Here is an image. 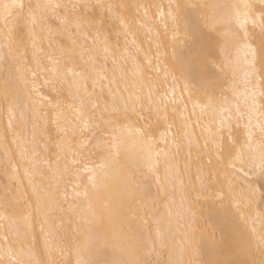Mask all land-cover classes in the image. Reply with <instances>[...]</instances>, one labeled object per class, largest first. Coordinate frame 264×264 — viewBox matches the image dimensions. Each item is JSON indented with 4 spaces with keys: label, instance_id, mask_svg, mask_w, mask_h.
<instances>
[{
    "label": "snow or ice",
    "instance_id": "1",
    "mask_svg": "<svg viewBox=\"0 0 264 264\" xmlns=\"http://www.w3.org/2000/svg\"><path fill=\"white\" fill-rule=\"evenodd\" d=\"M129 7L143 10L144 21L137 23L155 48L149 47L144 64L134 62L135 79L129 83L123 71L116 76V59L111 79L96 71L91 56V69L77 70V42L86 44L95 31V44L108 20H119L127 43L131 26L121 13ZM53 35H67L72 46L53 47ZM0 38V118L7 117L0 148L9 181L0 197V221L6 222L0 223V264H264V103H257V96L264 99V0L131 6L0 0ZM43 39H49L48 51ZM125 55L133 54L126 49ZM41 78L66 85L72 102L52 104L38 86ZM104 80L110 100L103 97ZM200 92L205 102L193 104V115L199 107L201 117L212 116L203 126V145L187 116L178 132L168 123L157 140L153 116L167 122L168 103L186 111L185 96L199 100ZM47 108L55 110L58 127L65 120L80 139L76 148L70 141L57 145V165H49L54 183L44 186L33 177L37 130L47 123ZM17 123L24 128L18 131ZM28 124L31 141L22 135ZM60 130L67 135V128ZM9 134L20 165L11 156ZM25 162L31 165L23 168L30 193L19 176Z\"/></svg>",
    "mask_w": 264,
    "mask_h": 264
},
{
    "label": "bare ground",
    "instance_id": "2",
    "mask_svg": "<svg viewBox=\"0 0 264 264\" xmlns=\"http://www.w3.org/2000/svg\"><path fill=\"white\" fill-rule=\"evenodd\" d=\"M25 3L31 2L33 4L40 2V3H46L49 2V0H24ZM52 3H68L69 0H50ZM73 2H76V0H73ZM94 2V0H92ZM105 3H113V4H125V5H136V4H152V3H167V0H103ZM208 2H216V0H208ZM152 12H155V9L151 10ZM124 18L125 22L128 23L131 27V35L127 36V43L126 38L124 34V29L121 26L119 20H108L106 23L103 24V26L99 30V37L96 40L95 44L93 43V37L96 36V32L93 31L92 34L88 37L87 43L85 44L83 40H79L75 46L74 50V57L76 61V67L77 70H80L81 68H89L91 69L92 64L89 61V56L92 57V59L95 61L96 65V71L100 72L104 75H106L109 79H111L113 75V69L114 65L112 63L113 59L117 60V65L115 66L116 76L119 77L121 74V71H123L127 77L128 82L131 83L132 80L135 79L133 73L135 71L134 62L139 64H144V55L147 53L149 47H152L153 53L155 51L154 44L151 43L150 35L146 28H142L137 21L139 20L141 23H143V10L141 9L139 13H137L135 8L129 7L122 11L121 13ZM56 22H54L55 24ZM120 33L118 36L117 34ZM25 43L28 45V57L29 60L31 59V41L28 38L27 30L25 29L21 33ZM37 36H44L47 37V33H40L37 32ZM135 39V44L143 51L137 53L136 46L132 44V40ZM53 47L57 46H63L65 48L71 47V40L68 38L67 35L64 36H56L53 35L51 37ZM0 43H3L2 38H0ZM48 44L49 39H43L42 41V47L45 51H48ZM81 45H83V48H81ZM107 47L108 51L105 52V48ZM129 53H132L133 55H125V50ZM91 50V51H88ZM83 52L84 58L81 59V53ZM115 53V56L112 54ZM44 63L47 64V60H44ZM104 92L103 97L110 100V97L108 95V81L104 80ZM121 87H123L124 82H120ZM38 86L41 89V92L44 96L48 97L49 100H51L52 104H56L57 100L63 101L64 105L71 103V98L68 95L67 86L62 85L61 83H57L56 81H52V83L45 84L43 78H41L38 82ZM113 88L116 87L115 84L112 85ZM54 88L56 90H54ZM89 90H91V81H89ZM58 91H60L62 94L58 96ZM241 91L243 89L241 88ZM100 88L97 87V93L99 94ZM164 92V87L161 86L158 90H155V95L159 96L161 93ZM127 93H125V96ZM199 96V100L196 99V97L193 98V101L189 102L187 100V96H185V103L187 104V110L185 111L184 106L182 104H171L168 103L167 105V111L169 119L167 122L160 120L157 122L155 120V117L153 116V127L156 129L154 135L157 140L160 138V133L166 131L167 124L171 123L173 125L171 132L176 133L178 132L183 123H184V116H187L191 123V131L194 133L195 137L200 140L201 145H203V137L201 135L203 131V126L206 122H210L212 119L211 113H207L201 117L200 108L197 107L195 109V114L193 115V104L199 103L202 104L205 102L204 100V93L200 92L197 94ZM209 95H211V91H209ZM143 96L145 97L144 103L147 107V89H144ZM229 98L231 99V93H228ZM257 103H264V99L257 96ZM241 107H243V97L240 99ZM173 108L176 109V112L173 113ZM49 113L47 118V123L44 121L40 122V128L37 130V144L35 145V155L36 159L34 161L35 163V169H34V182L38 185H44L47 186L50 183H54L52 179V171L49 169V165L52 166L53 169H55L57 165V154L60 153V149L57 147L58 144L64 143L65 146H68V142H71V147L76 148L77 141L80 139L79 135L73 136L71 133V126L66 124L65 120L59 121V127L57 123H54V117H55V110L51 108L45 109ZM69 119H74L71 115V111L69 110L67 112ZM145 116H147V113H144ZM200 118V119H198ZM247 122V118H245L244 123ZM255 122V121H254ZM143 123V121H141ZM199 123V127L196 125ZM7 125V117L4 115L2 118H0V130L3 129ZM233 127H235V122H233ZM16 128L18 131L22 130L24 128L23 124L17 123ZM61 128H67V135L65 134V131H61ZM239 131L242 133L243 128L241 127ZM32 125L28 124L27 126V132H22V135L28 140L31 141L32 136ZM225 136H227V130H225ZM171 140V136L169 137V141ZM8 146L11 151V156L13 160L20 165V156L19 152L17 150V147L15 144L12 143V135L9 134L8 136ZM161 147L163 146V143L161 142ZM25 147L29 149V157L33 155L31 152V149L33 148V145L31 143L25 144ZM187 152V149L182 150V156L184 153ZM63 155V154H61ZM214 155V154H213ZM196 159V152L193 150L192 154V162H195ZM47 162V163H46ZM186 162V161H185ZM5 164H6V158L4 157L3 150L0 148V197L3 196V186L7 183H9L8 179L5 176ZM31 167L27 162H25L22 166H20V172L19 176L20 179L23 181V190L30 193L31 189L28 186V180L24 177L23 168ZM60 167H63V160L61 159ZM11 171V169H9ZM160 174L163 176V167L160 168ZM87 174H82V179L86 181ZM71 177H64L65 182L70 179ZM14 183V182H13ZM61 188H63V185H61ZM71 189L69 188V191ZM153 190H155V186H153ZM174 209L173 211H175ZM2 211V209H0ZM161 211H164L163 206L161 207ZM0 223H6L5 221H0ZM42 247V245H41ZM164 259H167L166 254L163 256ZM74 264V261H73Z\"/></svg>",
    "mask_w": 264,
    "mask_h": 264
}]
</instances>
